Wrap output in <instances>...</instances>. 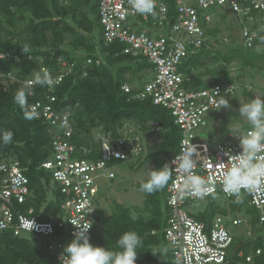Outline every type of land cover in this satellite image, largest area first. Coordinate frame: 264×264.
<instances>
[{
  "label": "trees",
  "instance_id": "1",
  "mask_svg": "<svg viewBox=\"0 0 264 264\" xmlns=\"http://www.w3.org/2000/svg\"><path fill=\"white\" fill-rule=\"evenodd\" d=\"M166 2L169 12H173L174 0ZM212 10L224 15L222 9ZM250 15L254 22L249 24L244 19V25L256 31L254 45L245 48L242 43H228L224 51H218L205 42L181 64L185 87L198 88L220 81L232 82L228 65L235 60L241 67L250 68L256 66L258 61H264V24L258 21L260 15L253 7H250ZM19 22L20 30L16 31ZM203 25L207 37L219 33L210 21L203 20ZM65 40L67 43L64 47ZM122 47L120 43L104 41L97 0H0V50H8L19 56L17 60H0V75L10 73L15 78L11 81L0 77L6 81L0 87V133H13L12 142L5 145L0 141V161L15 159L19 162L29 179L32 192L25 207L32 206L33 213L40 220H50L60 214L59 191L50 189L51 175L40 167L51 155V132L47 122L42 119H25L13 97L19 88L25 87L23 81L33 79L36 72L42 71V67H48L52 76L62 72L59 57L67 63H74V66L58 84L52 85L51 94L55 96L53 105L57 111L70 114L74 125L72 141L77 146L90 149V157H99L93 132L121 136L125 122L137 124L143 134L154 132L160 136L158 147H148L144 157L152 167L168 163L178 151L181 134L170 112L153 104L150 98L132 97L149 79L147 73H152L151 65L141 56L123 53ZM206 57L219 61L217 71L212 72L207 67L198 75H189L197 65L204 63ZM87 59H91V63L86 64ZM203 74H209L211 80L204 81L200 76ZM134 79H141L139 87L134 86ZM125 83L132 90L125 92L122 89ZM33 87L35 94L29 96V105L37 99H43L48 88ZM154 122L158 125L157 129ZM80 156L84 157L82 154ZM166 186L152 194L144 193V207L149 212L145 220L132 218L127 208L115 202L109 216L97 208V222L90 237L95 241L101 238L106 247L113 248L122 232L135 230L143 240V247L137 250L136 264H148L151 249L160 243L168 252L169 246L162 232L166 218L162 209L166 207ZM217 194L205 197V209L194 216L196 219L208 225L214 216L228 213L216 203V198L220 197ZM226 200L230 204L229 213H236L245 207L251 235L241 242L233 239L227 250L226 261L222 264H264V222H259L256 210L248 202L244 204L242 198L239 202L233 198ZM98 225L101 229H98ZM258 247L261 248V254L253 256L250 263L246 262V255L254 253ZM62 252L63 249H47L45 242L40 243L33 235L17 237L11 232H0V264H54Z\"/></svg>",
  "mask_w": 264,
  "mask_h": 264
},
{
  "label": "built area",
  "instance_id": "2",
  "mask_svg": "<svg viewBox=\"0 0 264 264\" xmlns=\"http://www.w3.org/2000/svg\"><path fill=\"white\" fill-rule=\"evenodd\" d=\"M154 3V14L141 15L134 12L132 0H97L103 39L107 43L122 44L123 53L133 57L141 56L151 65V76L132 97L150 98L153 104L166 108L180 130L178 151L168 162L173 169L165 189L167 217L162 230L170 248L171 260L175 264H222L226 261L227 250L234 239L227 223L244 224L247 220L236 217L231 221L225 220V216L218 214L207 225L187 213L184 210L185 204L200 198L180 192L183 177L178 166L172 165V161L185 151L195 149L196 174L215 185L213 194L220 193L226 199L237 201L236 197L222 191L219 171L220 163L227 160L224 151L230 149L233 154L240 151L238 139L233 136L219 141L211 149L205 146L206 149H200L194 136L195 130L206 124L207 113L220 109L219 102L223 97L228 100L235 95L236 86L232 82L220 81L206 87L187 88L184 86L185 74L180 67L191 52L206 42L203 20L210 21L208 10L217 8L224 11L229 8L252 24L254 19L250 15V7H253L260 15L258 21L264 24V0H174L171 13L166 0H154ZM240 33L242 46L252 47L257 38L256 31L245 25ZM0 53L4 54L0 60L19 59L18 54L8 50H0ZM96 62L99 63V60ZM58 63L63 71L51 75L53 85L58 84L74 66V63H67L62 57L58 58ZM88 63H91V59H87ZM44 69L50 73L48 67L41 68ZM0 77L11 81L15 79L10 73ZM30 80H24L23 84L26 86ZM47 87L45 97L33 101L30 107L36 109V118L47 122L51 132V155L40 167L51 175L50 189L59 191L60 214L50 220H40L33 213L32 206L25 207L32 194L29 179L17 160H2L0 232H11L17 237L33 235L40 243L45 242L47 249L54 250L64 248L58 237L68 235L73 238L75 227H86L91 223L90 238L97 222L99 181L115 177L114 161L127 162L138 158L143 148L137 135L123 133L114 136L96 132L94 140L98 143L99 157H90V149L77 146L72 141L74 125L70 114L56 110L53 105L55 96L51 94L52 85ZM122 89L129 92L132 87L125 83ZM153 125L158 128L157 123ZM246 194L249 197L248 204L256 210L259 222H264V191ZM73 221L74 226L71 224ZM260 254L261 248L258 247L253 254L246 255L245 261L250 263L253 256ZM58 257L54 264H58Z\"/></svg>",
  "mask_w": 264,
  "mask_h": 264
},
{
  "label": "rangeland",
  "instance_id": "3",
  "mask_svg": "<svg viewBox=\"0 0 264 264\" xmlns=\"http://www.w3.org/2000/svg\"><path fill=\"white\" fill-rule=\"evenodd\" d=\"M207 12H210L211 14V26L217 28L219 31L215 36L209 35L206 39V43L211 48L218 51H224L228 43L241 44L242 38L240 31L242 25L246 23L243 17H239L229 8L224 9V15L216 13L212 9ZM19 26H21V22L18 23L16 31L20 30ZM93 34H95V32H93ZM66 43L65 40L64 47L66 46ZM258 49L261 48L258 47ZM235 61L228 65L232 83L236 86L235 95L228 98L230 108L225 109L221 107L220 109L212 110L207 113L206 124L199 127L194 132L195 141L199 143L198 147L200 149H211L219 141L232 138L233 136L251 129V125L246 118L241 116L238 112L239 103L250 102L256 95L264 97V61H258L256 66L252 68L245 66L241 67V65H238ZM207 67H210V71L212 72L217 71L219 61H213L210 57H206L204 63L202 65H197L196 68L191 70L189 75H198V73H201ZM151 74L152 73L148 72L147 76L150 77ZM200 76L204 81L211 80L212 78L209 74H203ZM139 81H141V79L133 80L135 87L140 86L141 83ZM4 84H6L5 79H0V87ZM121 133L137 135L140 138V143L143 148L142 154L138 158H133L127 162L121 161L114 164L113 172L115 173V177L99 181V194L101 196L97 208L101 209L105 216H109L113 212V203L115 202L127 208L133 218H141L145 220L147 219L149 212L144 207V192L139 190V185L145 178L148 166L152 167V165L150 162L145 161L144 157L148 153V147H158L161 138L154 132L143 134L139 126L132 122H125L122 125ZM95 135L96 131L92 134L93 139H95ZM217 195L220 197L216 198V203L228 211V213L223 215L226 217L225 220L229 219L231 221L235 217L244 218L246 220L248 219L249 215L245 213L244 206L236 213H229V202L222 198V194L218 193ZM241 198L244 204L249 200L247 194L243 192L240 199ZM204 199L205 198L197 199L191 203L188 202L185 204L184 210L193 216L198 215L199 212L205 209L206 202ZM227 228L235 241H244L249 235H251V228L248 222L237 225L229 222L227 223ZM98 229H101L100 225H98ZM258 229H260L259 226ZM71 239L72 237L68 235L58 237V241L62 242L63 246H65ZM90 242L93 245L105 246L104 241L101 238L95 241L90 237ZM155 248H159L163 253L159 256H154L151 253L152 262L155 264H175L171 258L167 256L165 250H161L164 248L162 243L152 248L151 251Z\"/></svg>",
  "mask_w": 264,
  "mask_h": 264
},
{
  "label": "clouds",
  "instance_id": "4",
  "mask_svg": "<svg viewBox=\"0 0 264 264\" xmlns=\"http://www.w3.org/2000/svg\"><path fill=\"white\" fill-rule=\"evenodd\" d=\"M132 8L135 13L141 15L154 14V0H132ZM26 52L27 49H24ZM4 54L0 53V59ZM54 81L46 70L36 72L32 80L25 87L19 88L14 94V102L21 109L24 118L32 120L36 118V109L29 105V96L35 94L33 86H51ZM215 92V91H214ZM216 93V92H215ZM217 94V93H216ZM220 107L229 109L230 105L224 97L220 100ZM238 112L251 125V129L242 132L238 136L240 151L233 154L226 150L223 155L226 162L220 163L219 182L222 191L240 201L243 193L264 191V97L256 95L250 102L239 103ZM13 133L3 131L0 133V141L7 145L12 142ZM195 149L185 151L179 158L172 161V165L178 166V171L183 177L180 192L186 196L203 199L215 191V185L196 174ZM172 169L168 163L160 167H149L145 178L140 182L139 190L152 194L162 190L172 177ZM33 224V222L31 221ZM74 226L75 222H71ZM75 227L73 238L64 246L63 252L58 257V264H136L137 250L143 247V240L135 230H126L121 233L113 248L93 245L89 238V229ZM154 256L160 255V249L150 251Z\"/></svg>",
  "mask_w": 264,
  "mask_h": 264
},
{
  "label": "crops",
  "instance_id": "5",
  "mask_svg": "<svg viewBox=\"0 0 264 264\" xmlns=\"http://www.w3.org/2000/svg\"><path fill=\"white\" fill-rule=\"evenodd\" d=\"M100 194H99V192H98V200H97V206H98V204H99V199H100ZM163 212H164V216L165 217H167V207H165V206H163ZM133 218V217H132ZM165 223H166V218H165ZM151 233H152V231H151ZM169 246V245H168ZM165 250V253L167 254V256H169L170 257V248H169V251L167 252V250H166V248L164 247V248H162L161 250ZM161 253L160 254H162L163 253V251H160ZM171 258V257H170ZM149 262H152V260H150Z\"/></svg>",
  "mask_w": 264,
  "mask_h": 264
}]
</instances>
